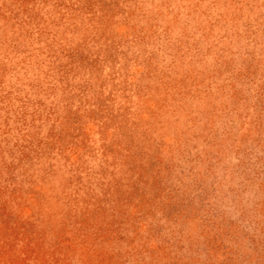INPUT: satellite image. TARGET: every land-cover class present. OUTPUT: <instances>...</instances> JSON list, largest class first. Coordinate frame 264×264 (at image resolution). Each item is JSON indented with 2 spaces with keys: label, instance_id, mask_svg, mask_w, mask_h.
<instances>
[{
  "label": "rangeland",
  "instance_id": "obj_1",
  "mask_svg": "<svg viewBox=\"0 0 264 264\" xmlns=\"http://www.w3.org/2000/svg\"><path fill=\"white\" fill-rule=\"evenodd\" d=\"M0 264H264V0H0Z\"/></svg>",
  "mask_w": 264,
  "mask_h": 264
}]
</instances>
